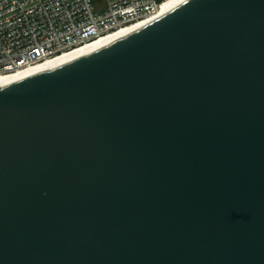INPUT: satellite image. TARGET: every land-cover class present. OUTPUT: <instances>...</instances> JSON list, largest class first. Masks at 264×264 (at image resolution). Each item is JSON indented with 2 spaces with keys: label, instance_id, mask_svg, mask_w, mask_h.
Instances as JSON below:
<instances>
[{
  "label": "water",
  "instance_id": "water-1",
  "mask_svg": "<svg viewBox=\"0 0 264 264\" xmlns=\"http://www.w3.org/2000/svg\"><path fill=\"white\" fill-rule=\"evenodd\" d=\"M0 264H264V0L0 86Z\"/></svg>",
  "mask_w": 264,
  "mask_h": 264
},
{
  "label": "built area",
  "instance_id": "built-area-1",
  "mask_svg": "<svg viewBox=\"0 0 264 264\" xmlns=\"http://www.w3.org/2000/svg\"><path fill=\"white\" fill-rule=\"evenodd\" d=\"M166 0H0V73L155 14Z\"/></svg>",
  "mask_w": 264,
  "mask_h": 264
},
{
  "label": "bare ground",
  "instance_id": "bare-ground-1",
  "mask_svg": "<svg viewBox=\"0 0 264 264\" xmlns=\"http://www.w3.org/2000/svg\"><path fill=\"white\" fill-rule=\"evenodd\" d=\"M182 0H166L161 8L153 15L146 17L144 19H141L139 21L132 22L130 24L124 25L120 28H117L113 31H110L92 41L80 44L76 47H73L69 50H66L62 53H59L53 57L47 58L45 60H42L34 65L29 66H23L20 68H17L13 71L6 72V73H0V86L15 80L18 77H21L23 75L29 74L31 72L37 71L42 68H48L51 70L52 68L61 65L76 56L84 55L92 50H95L99 47H102L104 45H107L109 42H113L117 40L120 37H123L126 33L137 29L139 26L143 25L146 22H149L150 20L157 18L161 13L164 11L169 10L170 8H173Z\"/></svg>",
  "mask_w": 264,
  "mask_h": 264
},
{
  "label": "rangeland",
  "instance_id": "rangeland-1",
  "mask_svg": "<svg viewBox=\"0 0 264 264\" xmlns=\"http://www.w3.org/2000/svg\"><path fill=\"white\" fill-rule=\"evenodd\" d=\"M104 1L105 0H99L97 3H98L99 6H101V5H103Z\"/></svg>",
  "mask_w": 264,
  "mask_h": 264
},
{
  "label": "trees",
  "instance_id": "trees-1",
  "mask_svg": "<svg viewBox=\"0 0 264 264\" xmlns=\"http://www.w3.org/2000/svg\"><path fill=\"white\" fill-rule=\"evenodd\" d=\"M95 4H98L97 2L99 1V0H92Z\"/></svg>",
  "mask_w": 264,
  "mask_h": 264
}]
</instances>
